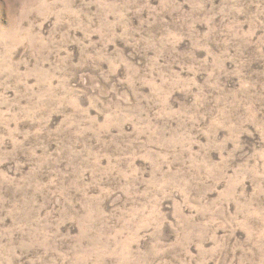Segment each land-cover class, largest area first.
<instances>
[{
    "label": "rangeland",
    "instance_id": "obj_1",
    "mask_svg": "<svg viewBox=\"0 0 264 264\" xmlns=\"http://www.w3.org/2000/svg\"><path fill=\"white\" fill-rule=\"evenodd\" d=\"M0 264H264V0H0Z\"/></svg>",
    "mask_w": 264,
    "mask_h": 264
}]
</instances>
